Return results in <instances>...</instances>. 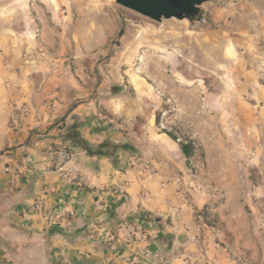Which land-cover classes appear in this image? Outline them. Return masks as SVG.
I'll use <instances>...</instances> for the list:
<instances>
[{
	"label": "rangeland",
	"instance_id": "374dc122",
	"mask_svg": "<svg viewBox=\"0 0 264 264\" xmlns=\"http://www.w3.org/2000/svg\"><path fill=\"white\" fill-rule=\"evenodd\" d=\"M60 1L61 10L49 0L12 1L3 25L29 32L23 56L61 61V74L82 91L78 101L100 98L96 117L137 149L120 155L148 177L178 181L202 205L201 232H212L230 256L252 259L264 247L256 221L264 214V105L242 89L234 52L219 49L220 31L232 24L221 13L234 0L206 3L191 23L156 22L115 0ZM114 85L128 95H109ZM127 98L135 103L129 112ZM168 133L193 143L188 161ZM31 260L22 263L44 262Z\"/></svg>",
	"mask_w": 264,
	"mask_h": 264
},
{
	"label": "crops",
	"instance_id": "0c3cea01",
	"mask_svg": "<svg viewBox=\"0 0 264 264\" xmlns=\"http://www.w3.org/2000/svg\"><path fill=\"white\" fill-rule=\"evenodd\" d=\"M12 1L0 0V264H264V247L239 260L202 233L195 214L202 205L178 181L148 177L125 155L118 167L74 147V123L92 144L119 137L96 117L100 98L78 101L82 91L61 74V61L23 56L29 32L3 25ZM221 16L232 24L220 31L219 49L234 52L242 89L263 106L264 0H234ZM124 102L128 112L135 106ZM256 221L264 225V214Z\"/></svg>",
	"mask_w": 264,
	"mask_h": 264
},
{
	"label": "water",
	"instance_id": "95a60500",
	"mask_svg": "<svg viewBox=\"0 0 264 264\" xmlns=\"http://www.w3.org/2000/svg\"><path fill=\"white\" fill-rule=\"evenodd\" d=\"M130 11L138 13L156 22L177 19L193 22L208 2L214 0H115Z\"/></svg>",
	"mask_w": 264,
	"mask_h": 264
},
{
	"label": "trees",
	"instance_id": "16d2710c",
	"mask_svg": "<svg viewBox=\"0 0 264 264\" xmlns=\"http://www.w3.org/2000/svg\"><path fill=\"white\" fill-rule=\"evenodd\" d=\"M123 35V30L120 32V36ZM114 96H127V92L123 87L114 85L112 87V92ZM159 119H157V122ZM80 124L74 123L68 130V138L73 140L74 147L84 150L90 157H108L111 159L112 163L119 167L121 163L120 154L123 152H134L137 149L134 145L130 144L127 141L123 140H113L107 139L99 144H92L85 140L80 132L78 127ZM174 141L178 142L181 153L187 159V161L193 156L195 147L192 142H181L178 141L171 133H168Z\"/></svg>",
	"mask_w": 264,
	"mask_h": 264
},
{
	"label": "built area",
	"instance_id": "2783aa9c",
	"mask_svg": "<svg viewBox=\"0 0 264 264\" xmlns=\"http://www.w3.org/2000/svg\"><path fill=\"white\" fill-rule=\"evenodd\" d=\"M201 23L206 24L207 23V19L205 17H202V19L200 20ZM58 154L63 157L64 159H66L67 161H70L72 159V153L70 150L67 149H63V150H59ZM70 172H73V170H70ZM193 264H209V263H199V262H195Z\"/></svg>",
	"mask_w": 264,
	"mask_h": 264
},
{
	"label": "bare ground",
	"instance_id": "6f19581e",
	"mask_svg": "<svg viewBox=\"0 0 264 264\" xmlns=\"http://www.w3.org/2000/svg\"><path fill=\"white\" fill-rule=\"evenodd\" d=\"M56 9L61 10V1L60 0H49Z\"/></svg>",
	"mask_w": 264,
	"mask_h": 264
}]
</instances>
